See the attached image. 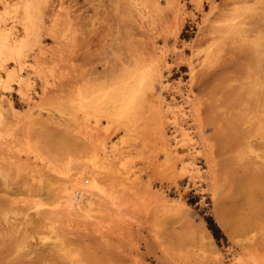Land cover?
<instances>
[{
  "label": "rangeland",
  "instance_id": "1",
  "mask_svg": "<svg viewBox=\"0 0 264 264\" xmlns=\"http://www.w3.org/2000/svg\"><path fill=\"white\" fill-rule=\"evenodd\" d=\"M38 2L32 54L55 88L29 68L32 104L10 94L0 264H264V0ZM93 92L111 121L79 107ZM173 111L184 155L164 143ZM97 119L111 161L93 158ZM82 170L98 188L77 212L60 191Z\"/></svg>",
  "mask_w": 264,
  "mask_h": 264
},
{
  "label": "bare ground",
  "instance_id": "2",
  "mask_svg": "<svg viewBox=\"0 0 264 264\" xmlns=\"http://www.w3.org/2000/svg\"><path fill=\"white\" fill-rule=\"evenodd\" d=\"M37 2L38 0H0V109H1L0 111V139H1V136H3L4 132L9 131L8 128L10 127V125H8L9 124L8 116L15 118L16 115L18 114V110L14 107L11 101V98H10V94L12 90L14 89V85H17L18 87L17 92L19 96H21V98L24 99V101H27L28 104L31 105L34 100L31 97V94L29 92L31 83L25 76V70L30 68L31 70H34V72H36V74L39 75V77L41 76L43 78L42 96L44 95V97L42 98H46L48 94H50V90L55 88V86L50 84L48 80V75H47L48 73H50L49 76H52V75L54 76V73H53L54 69H52V67L51 68L47 67L46 62L42 59V55H39L38 53L36 55L32 54V50L34 46L31 45V43L35 44V41L32 42L33 40H35V39H32V37L36 33L35 31L38 28L37 27L38 20H40L35 15V13L37 12ZM38 4L40 3L38 2ZM42 8H44V6ZM40 11H39V16H40ZM40 21L44 23L42 19ZM36 39H38V37ZM30 58H33L34 60L33 64L28 63V60ZM143 79L144 77L142 76V74H139L138 76L135 77L134 82L135 84L140 85L141 80ZM131 87L132 86H129V87L127 86L126 88H123L121 90L114 91L113 98L110 97L112 98V100L111 99L110 100L115 105L119 103V104H124V106H126L123 109H120L118 114L116 113L118 117L121 116V114L126 109H129L130 106L133 105V103L135 102V99H136L135 93L137 92H134V90ZM79 94L81 93L79 92ZM88 94L89 95L88 96L85 95L84 98L82 97L83 95L82 96L80 95V97L78 96L79 99L77 103H79V107L84 108V109L87 108L93 114H96L97 117L98 115L99 116L101 115L100 117L103 116L107 118L108 121H111L112 118H114V115H112L111 112H108L105 108L104 109L102 108V105L100 103V100H102V98L99 99V97L95 96L96 92L95 93L93 92L91 95L90 93ZM72 102L74 103L75 100H72ZM5 107L7 108V110L5 109ZM168 107L171 108L170 105ZM170 114L172 115L169 117V121L173 125L174 130H175L174 131L175 136L173 137L175 140L174 141L175 145L174 144L171 145L170 143L168 144V142L165 140L164 143L165 144L167 143V147L170 148L172 146V149H173V150L170 149L167 151H171V153L174 152L178 155L187 154L188 150L183 145L184 139L182 140L178 136L179 127H180V123H179L180 115L176 113V111H173ZM95 122H96V125L93 127L94 130L90 134V139H91L90 144H92V146L94 147L93 158L98 159V157H100L101 160L105 159L106 161H111L110 160L112 158V155L110 154L111 151L110 152L108 151L106 142L100 139L101 138L100 134L102 132L99 128L100 119L95 120ZM174 133H172V135ZM114 149L117 150V148H114ZM120 155L121 154H119V157ZM187 156L189 155L185 156L186 159L188 158ZM113 157L116 158L117 157L116 154H114ZM185 158L181 159L182 164L184 163ZM195 171H197L196 172L197 174L199 172V169L197 170L196 168H192L191 170L192 174ZM96 173H97L96 171H83L82 170L80 175L76 177L75 179L71 178V179L66 180L60 191L61 192L60 199L63 200V205H65L69 210H72V211H77V212L82 211L86 207V203L82 201L83 197L87 196L89 191L92 188L94 189L98 188L96 175H95ZM124 173L126 172L123 171V173L121 174L124 175ZM102 193L105 194V191H102ZM79 198H82V199H79ZM87 201L91 202L89 198ZM245 260L239 259L237 261H234L233 264H247L248 262H245ZM248 264H250V260Z\"/></svg>",
  "mask_w": 264,
  "mask_h": 264
}]
</instances>
